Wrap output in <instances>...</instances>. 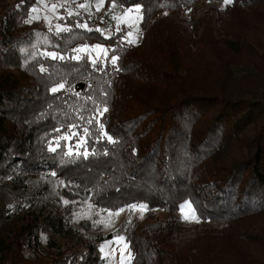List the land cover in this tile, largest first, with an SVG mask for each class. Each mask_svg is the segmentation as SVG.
<instances>
[{
    "label": "trees",
    "instance_id": "1",
    "mask_svg": "<svg viewBox=\"0 0 264 264\" xmlns=\"http://www.w3.org/2000/svg\"><path fill=\"white\" fill-rule=\"evenodd\" d=\"M114 1L141 6L140 45L107 38L90 16L92 31L76 17L32 46L23 19L36 0L0 11V264H104L99 245L119 233L131 264H264V0L213 14L199 12L206 0ZM85 43L119 60L48 55L71 57ZM73 124L89 130L86 142L76 149L73 136L51 151ZM84 201L171 217L88 236L75 226ZM186 201L210 225L180 217Z\"/></svg>",
    "mask_w": 264,
    "mask_h": 264
},
{
    "label": "rangeland",
    "instance_id": "2",
    "mask_svg": "<svg viewBox=\"0 0 264 264\" xmlns=\"http://www.w3.org/2000/svg\"><path fill=\"white\" fill-rule=\"evenodd\" d=\"M15 1L17 0H0V11L3 10V7H7L8 6H12L14 7H19V4H15ZM45 2L47 3L48 7L46 8L43 4L37 5V3H35L33 6H38L39 7V12L38 13H33L32 15H39L41 17L40 20H34L32 23H26V26H30L33 25L32 29H33V37H32V46H36V45H40V44H46L48 45L49 43V38L47 36V32L51 31V32H56V28L55 25L56 24H61L63 26L66 27H70V22L76 17H81L83 19L82 23H86L88 24L87 17L92 16L93 22L95 24V28H99L101 29V33H104V35H106L107 37L115 35V34H122V38L121 41L123 43H127V41L124 39V37L126 36V33L128 31H132L134 33L133 37L129 38V39H136L137 43L135 44H131L134 46H138L142 43L143 38H144V31L143 28L141 26V20H142V13H141V6H139L140 8V12L137 13H133V17L135 15H139L141 17V19L139 21H137L133 27H128L127 24H125L124 22H122V20H118V19H113V17H121V18H125V9L128 7H124L121 3L119 2H115V7L112 6L113 1L110 2L109 4L106 5V0L105 3L100 5V9L97 10V4H98V0H67V3H65V0H45ZM21 3V2H20ZM53 3H58V4H64V7H60L57 8L55 13H53V11L51 10V4ZM80 3H85L87 5H89L87 11L85 9L79 8L78 5ZM232 4V3H231ZM231 4H225L224 0H206L203 2H200L196 5L198 6V10L201 13H216V9H223L228 5ZM32 6V7H33ZM136 6H132V7H136ZM10 9V8H9ZM31 9V8H30ZM106 9H108V15H107V25L104 27H99L97 25V13L100 11V15L102 14L103 11H105ZM67 10H71L73 13L78 12L79 15H72V16H68L67 14ZM30 12V10H29ZM29 12L26 13V15L24 16L23 22L29 18ZM22 16V14H20ZM49 17V19L51 20V25H49L48 21L43 19V17ZM63 16L64 19H59L58 17ZM99 16V15H98ZM126 19V18H125ZM73 20V21H74ZM7 21L6 16L4 13L0 12V23H5ZM68 21V22H67ZM39 23V25L36 24ZM25 23V22H24ZM0 24V26H1ZM41 25V26H40ZM21 28H25V26H23L21 24L20 26ZM51 29V30H50ZM118 29H122V30H118ZM2 39L5 38V36L1 37ZM26 41V40H25ZM96 44H100L103 45L105 48L109 49L108 53H107V59H101L99 57H96V53L95 52H91V54L89 55L88 53H82L81 55L84 57H88L90 60H92V58L96 57L97 58V63L98 62H104L106 60H108L109 62H111V48H109L110 46L106 45V44H102V43H85V44H79L77 46H75L73 49L80 47L81 45H96ZM129 44V43H127ZM31 47H29V45H23L22 49H29ZM54 51H50L48 53H51ZM73 55H75V53L73 52ZM103 55V54H102ZM206 80L209 84H212V80L209 77H206ZM257 81H261L259 79L256 78ZM57 86V85H56ZM79 88H81L80 86H78L77 90H79ZM248 138H252L255 135L254 129L249 128L248 131H246ZM61 137V136H60ZM80 141H78L77 143H75L74 147L77 149V146H80ZM52 147H56V145H53ZM71 148V151L72 149ZM58 182L61 187L65 186V182L64 181H60V178L56 177ZM103 177L101 178V182H102ZM109 180V176H105L104 177V181ZM66 187H68L66 185ZM94 203L92 201H87L82 204V206H84L82 209H79V212L77 213V217L75 218V226L78 228H82V229H86L87 230V234L88 236H99V235H103L106 236L110 233H118L121 228L123 226H126L127 223H130L129 221L133 222V220H139L141 221L143 224H149L151 222L154 221L153 217L160 218V219H167L169 217H171V214L166 212V211H155L152 216L147 214V210H145L142 215L143 218L141 219V213L140 212H136V213H131L128 210V206L123 208L125 209V211H123L119 216L116 215H109V211L115 213L116 210L121 209H106L105 207L103 208H93L91 207V205H93ZM85 205H90V206H85ZM103 206V205H102ZM107 210V211H106ZM186 212H189V210L186 208L185 209ZM178 215L180 217H182L181 212L178 213ZM128 221V222H127ZM126 222V224H125ZM202 227L208 226L210 225L209 223H204L199 219V222ZM217 226V225H215ZM127 228V227H126ZM192 230V229H191ZM118 236H122L125 238V236L121 233L116 234L113 238L106 240L105 242L101 243L100 246V253L101 256L104 259V264H131L132 261V252L130 250L129 247V243L127 242L126 238L121 241L119 240L117 237ZM199 250L197 248H194L191 250V253L195 254L197 253Z\"/></svg>",
    "mask_w": 264,
    "mask_h": 264
},
{
    "label": "snow or ice",
    "instance_id": "3",
    "mask_svg": "<svg viewBox=\"0 0 264 264\" xmlns=\"http://www.w3.org/2000/svg\"><path fill=\"white\" fill-rule=\"evenodd\" d=\"M224 2H225V4H231V3H233V0H224ZM36 3H37V5L43 4L46 8L48 7V5L45 2V0H36ZM65 3H67V0H65ZM104 3H105V0H98L97 10H99L100 9V5H102ZM112 6L113 7L116 6L114 0H113ZM60 7H64V4H58V3L51 4V10L53 11V13H55L56 9L57 8H60ZM78 7L79 8H82V9H85L87 11L89 5H87L85 3H80L78 5ZM39 10L40 9H39L38 6L31 7L30 12H29V18L26 19L24 22L30 24L34 20H40L41 17L39 15H32L33 13H38ZM139 12H140L139 6H136V7H131L130 6V7H128V8L125 9V14L124 15H125V18L126 19L125 18H121V17H113V19L122 20V22H124L125 24H127L128 27H133L134 24L141 19V17L139 15H135L133 17L132 14L133 13H137L138 14ZM67 14H68V16L79 15L78 12L73 13L71 10H67ZM58 18L59 19H64L63 16H60ZM43 19L47 20L48 23H49V25H51V20L49 19V17L45 16V17H43ZM76 26L77 27H80V28L87 29L88 31H92L93 30V29L89 28V26L86 23L77 24ZM55 28H56L57 34H59L61 32H67V31H70L71 30L69 27L63 26L61 24H56L55 25ZM95 30L96 31H101V29H99V28H96ZM118 30H122V29H118ZM133 35H134V33L132 31H128L126 33V36L124 37V39L127 41V43H129V44H135V43H137V40L136 39H129V38L133 37ZM107 38L110 39L111 37H107ZM72 51L75 53V55H73L71 57H65V56L59 55V54H57L55 52L48 53V55L52 59H61V60H63V59H66V58H70V59L80 60V59H83V56L81 55L82 53H88L90 55L91 52H95L96 53V57H99L101 59H107V53H108L109 49L105 48L103 45L96 44V45H81L80 47L75 48ZM96 57L92 58V60H91V63L93 65H95L97 63V58ZM118 60H119V57L118 56H116V55H112L111 56V63L113 65H116V63H117ZM43 70L44 69H42V71ZM63 88H64V84H59L56 87L52 88L51 91L53 93H55V92H58L60 89H63ZM107 110H108L107 107H104L102 110L98 108V109H96V112H97L98 115H101L102 116L104 112H107ZM94 118L95 117L89 118L88 123L91 124L92 123V120ZM103 127L104 126L101 123L100 124V129L103 130ZM76 128H77V126L75 124L70 125L69 126V131L65 135H62L61 137H59L55 141L56 146L57 147L59 146L60 140L68 141L73 136L80 137V143L86 142L85 137L88 135L89 130L87 128H84L83 129L84 135L81 136L80 132H78V131H72L73 129H76ZM104 135L108 139L109 142H114L112 140V137L111 136H108L107 132H104ZM50 150L53 151V152H55L56 151V147H52V148H50ZM68 154H72L71 148H69ZM78 154L83 155L85 158L89 155L88 152H83V153H78ZM179 207H180V211H181V214H182V218L184 220L190 221V222H199V217L195 214L196 210H195V207L193 206V204H192L191 201H186L184 204H181ZM186 208L189 210V212H186L185 211ZM146 209H147V205H145V204H132V205H129L128 206V210L131 213L140 212L141 213V216H140L141 219L143 218L142 213ZM123 211H125V209H123V208L116 210L115 213L109 211V215L119 216ZM129 222H131V221H129ZM117 238L119 240H121V241H123L125 239L122 236H118Z\"/></svg>",
    "mask_w": 264,
    "mask_h": 264
},
{
    "label": "built area",
    "instance_id": "4",
    "mask_svg": "<svg viewBox=\"0 0 264 264\" xmlns=\"http://www.w3.org/2000/svg\"><path fill=\"white\" fill-rule=\"evenodd\" d=\"M107 15H108V9L103 11L101 15L99 14V16L97 18V25L99 27H104L107 25Z\"/></svg>",
    "mask_w": 264,
    "mask_h": 264
}]
</instances>
